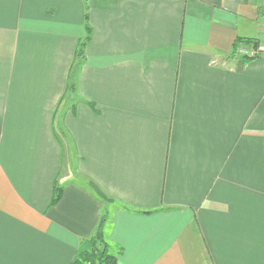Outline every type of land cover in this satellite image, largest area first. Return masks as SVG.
<instances>
[{
    "label": "crops",
    "instance_id": "crops-1",
    "mask_svg": "<svg viewBox=\"0 0 264 264\" xmlns=\"http://www.w3.org/2000/svg\"><path fill=\"white\" fill-rule=\"evenodd\" d=\"M103 216L119 264H264V0H0V264Z\"/></svg>",
    "mask_w": 264,
    "mask_h": 264
},
{
    "label": "trees",
    "instance_id": "trees-1",
    "mask_svg": "<svg viewBox=\"0 0 264 264\" xmlns=\"http://www.w3.org/2000/svg\"><path fill=\"white\" fill-rule=\"evenodd\" d=\"M253 50L254 54H238L237 49L241 46ZM259 43L256 38L238 36L233 43V55L240 57V65L238 71H242L244 64L252 59L260 56L261 52L258 49ZM62 186H55L54 196L51 205L58 203L62 197ZM106 220L105 216L100 221L96 234L90 239L92 247L89 250L80 252L77 258L71 264H119L117 255L111 253L108 249V244L105 241L103 233V224Z\"/></svg>",
    "mask_w": 264,
    "mask_h": 264
},
{
    "label": "built area",
    "instance_id": "built-area-1",
    "mask_svg": "<svg viewBox=\"0 0 264 264\" xmlns=\"http://www.w3.org/2000/svg\"><path fill=\"white\" fill-rule=\"evenodd\" d=\"M238 54H254L255 52L251 49L246 48L245 46L241 45L237 49Z\"/></svg>",
    "mask_w": 264,
    "mask_h": 264
}]
</instances>
